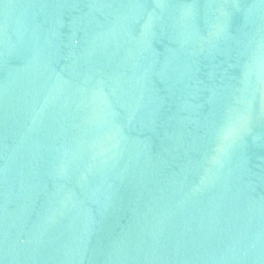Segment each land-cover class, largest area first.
<instances>
[{
    "label": "water",
    "instance_id": "obj_1",
    "mask_svg": "<svg viewBox=\"0 0 264 264\" xmlns=\"http://www.w3.org/2000/svg\"><path fill=\"white\" fill-rule=\"evenodd\" d=\"M0 264H264V0H0Z\"/></svg>",
    "mask_w": 264,
    "mask_h": 264
}]
</instances>
